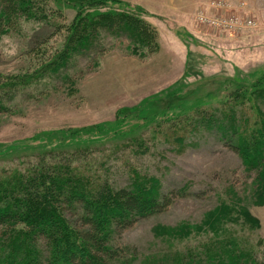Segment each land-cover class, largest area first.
<instances>
[{"label": "rangeland", "instance_id": "1", "mask_svg": "<svg viewBox=\"0 0 264 264\" xmlns=\"http://www.w3.org/2000/svg\"><path fill=\"white\" fill-rule=\"evenodd\" d=\"M68 1L54 19L0 12V169L47 147L85 149L74 164L95 181L159 180L170 204L116 235L107 264H229L235 251L264 259L258 174L197 113L233 117L219 102L224 88L263 78L264 0H105L94 14H129L152 32L94 28L87 43L69 41L87 0ZM217 17L253 25L229 31L211 24ZM245 105L253 121L255 109L264 115L263 103ZM83 130L80 142L67 134Z\"/></svg>", "mask_w": 264, "mask_h": 264}, {"label": "trees", "instance_id": "2", "mask_svg": "<svg viewBox=\"0 0 264 264\" xmlns=\"http://www.w3.org/2000/svg\"><path fill=\"white\" fill-rule=\"evenodd\" d=\"M104 1H83L86 11L81 13L74 7L80 14L70 24V42H90L89 30L94 28L119 27L121 30L113 32L136 38L152 32L129 14L100 11L94 14L93 7L103 5ZM67 2L0 0V12L30 20L48 16L54 19L68 7ZM86 47L80 46L79 50ZM255 101L264 104V76L256 85L235 84L224 88L219 102L236 110L231 114L233 117H216L199 109L197 113H204L198 123L220 134L224 144L241 157L244 167L258 174L261 186L258 197L263 201L264 115L255 109L253 121L245 110L246 103L255 106ZM1 111L4 108L0 104ZM87 132L67 134L71 140L79 141ZM56 149L47 147L32 158L19 160L16 166L0 169V264H107L119 255L118 247L113 244L116 235L139 218L162 211L171 202L162 193L159 180L153 177L131 175L127 186L117 188L105 179L95 181L88 170L74 164L78 155L86 153L85 149ZM230 257L229 264H264V259L253 258L250 251H235Z\"/></svg>", "mask_w": 264, "mask_h": 264}, {"label": "built area", "instance_id": "3", "mask_svg": "<svg viewBox=\"0 0 264 264\" xmlns=\"http://www.w3.org/2000/svg\"><path fill=\"white\" fill-rule=\"evenodd\" d=\"M220 2V1H219ZM218 2V3H219ZM218 5H222V3H219ZM225 8V6H223ZM212 25H216L225 29L231 30H239L241 28H247L252 27L253 22L252 21H241L240 19L236 18H223V17H217L213 20H210Z\"/></svg>", "mask_w": 264, "mask_h": 264}]
</instances>
